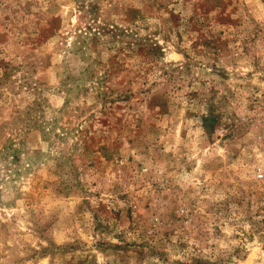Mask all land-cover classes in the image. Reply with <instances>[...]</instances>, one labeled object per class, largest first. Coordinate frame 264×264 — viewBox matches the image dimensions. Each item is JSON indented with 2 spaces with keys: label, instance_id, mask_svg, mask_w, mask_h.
Wrapping results in <instances>:
<instances>
[{
  "label": "rangeland",
  "instance_id": "374dc122",
  "mask_svg": "<svg viewBox=\"0 0 264 264\" xmlns=\"http://www.w3.org/2000/svg\"><path fill=\"white\" fill-rule=\"evenodd\" d=\"M0 264H264V0H0Z\"/></svg>",
  "mask_w": 264,
  "mask_h": 264
},
{
  "label": "trees",
  "instance_id": "16d2710c",
  "mask_svg": "<svg viewBox=\"0 0 264 264\" xmlns=\"http://www.w3.org/2000/svg\"><path fill=\"white\" fill-rule=\"evenodd\" d=\"M207 125V124H206Z\"/></svg>",
  "mask_w": 264,
  "mask_h": 264
}]
</instances>
